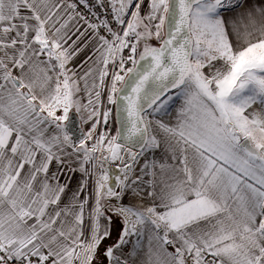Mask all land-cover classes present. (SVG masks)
I'll return each mask as SVG.
<instances>
[{"label": "snow or ice", "instance_id": "1", "mask_svg": "<svg viewBox=\"0 0 264 264\" xmlns=\"http://www.w3.org/2000/svg\"><path fill=\"white\" fill-rule=\"evenodd\" d=\"M0 264H264V0H0Z\"/></svg>", "mask_w": 264, "mask_h": 264}]
</instances>
